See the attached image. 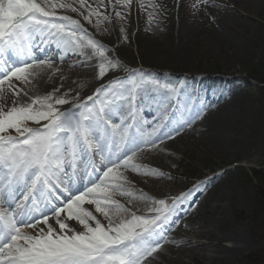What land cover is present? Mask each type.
<instances>
[{
  "label": "snow or ice",
  "instance_id": "obj_1",
  "mask_svg": "<svg viewBox=\"0 0 264 264\" xmlns=\"http://www.w3.org/2000/svg\"><path fill=\"white\" fill-rule=\"evenodd\" d=\"M201 2L207 0H197L193 7ZM131 4L132 0H108L107 4L95 0L93 7L88 0H0V57L10 54L7 64L0 59V100L6 99V82L7 89L18 97L22 89L16 90L11 83L13 79L28 84L30 77L39 75L35 70L52 69L51 61L31 59L34 46L54 43L63 54L61 59L68 53L86 59L95 57L101 79L107 71L118 69L119 63L107 55L108 50L79 20L60 11L77 13L98 31H107L102 25L113 19L107 12L108 6L111 5L119 22L126 19ZM152 19L153 14L149 13L150 23ZM120 31L124 32L123 27ZM85 49H91V55ZM13 57L26 59L17 63ZM58 70L53 69V74ZM146 88L165 100L179 93L178 86L134 70L127 78L97 89L86 100L81 101L77 95L73 98L76 100L73 110L57 107L72 103L67 93L30 98L27 104H18L16 99L11 106L0 104V264H143L162 246L163 229L171 223L177 206L191 193L174 198L170 205L165 200H153L154 207L149 210L155 213L153 216L136 215L112 198L119 194L145 199L143 194L136 196L123 187L127 177L120 169L140 174L141 166L134 162L137 154L157 147L165 139H173V133L179 134V129L161 131L167 120L165 111L161 121L145 136L135 114L139 91ZM114 97L124 101L128 110L127 117L118 122L112 119ZM163 107L166 109L168 105L165 103ZM42 121L46 123L41 124ZM29 122L40 126L30 127ZM97 156L99 165L95 162ZM84 158L101 175L89 179L86 190L74 195L67 170L72 168L75 174ZM84 174L88 175L87 169ZM144 174L155 172L149 170ZM21 188L25 189L22 200L5 208L6 201H13ZM58 190L70 195L59 205L53 202L60 199ZM34 191L47 193L45 208L39 206ZM30 197L31 206L25 204ZM84 203L95 205L96 211L108 220L107 226L83 209ZM62 213H66L67 220H76L84 231L70 228L60 219ZM50 216L56 217L59 231L48 223ZM40 223L47 226L46 231L40 228L35 235L24 231L37 229Z\"/></svg>",
  "mask_w": 264,
  "mask_h": 264
},
{
  "label": "bare ground",
  "instance_id": "obj_2",
  "mask_svg": "<svg viewBox=\"0 0 264 264\" xmlns=\"http://www.w3.org/2000/svg\"><path fill=\"white\" fill-rule=\"evenodd\" d=\"M136 1L143 4V8H141V5L138 8H131L123 21L118 22L115 19L114 12L108 9V13L113 17L112 22L115 24L109 30L114 42L113 53L108 51L107 55L114 61H117L115 58L124 57L119 44L120 40L125 35L128 40V35L134 30L133 26H138L140 21L147 22L148 25L145 28L148 35L147 39L151 40L149 43L147 42L146 46H143L140 58L156 60L160 64H166V61L170 63L171 61L172 63L177 61L183 67H191L192 60L205 55L207 61L214 60L210 63L218 61L224 69H237L251 56L248 53L247 46L255 39L264 36V21L257 19L263 9V0H239L241 3L239 9L230 6L233 0H207V3L201 2L196 7H193V5L197 3V0H179V2L177 0ZM153 5L159 7L154 8ZM149 13L153 14L151 23L149 22ZM60 14L76 17L88 33L103 45L99 41L97 30L83 24L77 13L61 10ZM143 14L148 17L147 21H144L145 16ZM250 22L255 23L256 29L247 34L249 30L248 23ZM121 27L124 29L123 33L120 31ZM159 31L166 32L170 35V38L163 46L157 47L155 40ZM36 43L39 44V41ZM214 50L218 51L217 59H211L215 53ZM85 51L91 55V49H85ZM8 55L0 57L6 64L8 63ZM62 55L61 50L54 43L43 44L39 47L34 46L31 59L51 61L52 69L35 70L39 72V75L34 78L30 77L31 83L28 84L13 79L11 83L16 90L20 91L22 89L18 97H14L12 91L7 89L8 82H6V99L0 100V104L11 106L13 99H16L18 104H27L31 102L30 98L34 99L52 93L55 96H60L67 93V98L72 100V103L57 107L61 110H73V105L76 103L73 98L77 95L81 101L86 100L88 96H93L96 90L102 86H108L113 81L128 77L122 76L116 79L118 68L107 71L101 79L98 74V61L95 57L86 59L68 53L61 59ZM13 59L19 63L20 60L26 59V57H13ZM81 60H84L85 63L78 62ZM53 69L59 70L53 74ZM161 81L167 82L166 80ZM167 83L176 85L179 88L178 95L167 100L157 95L151 88L139 91L136 100L135 121L147 136V133L161 121L163 118L162 113L166 111L167 120L164 122V128L161 131L179 129V134L173 133V139H165L163 143H158L157 147L146 148L137 154L134 162L141 166L140 174L131 170L120 169L123 175L127 177V183L123 187L131 190L136 196L143 194L145 199H131L128 196L119 194L114 195L112 198L136 215L153 216L155 213L149 211L154 207L153 200H165L170 205L174 198L191 193L184 202L177 206L175 213L170 218L171 223L172 220H175L174 225L171 226V223H169L163 229L162 246L147 257L143 264H198V259H202L205 264H213L215 261L221 263L227 257L240 253L244 248V242L238 229L221 234L214 241L212 240L211 231L219 226L218 221H222L226 210V205L222 203V200L232 198L231 183L226 179L219 180V176L223 172L216 174L213 178L210 176L214 169H216L215 172L221 169L219 166L204 169L206 172L200 171L197 173V181L187 180L182 184H178V181L173 178L169 181V177H173V175L168 171L177 164V153L185 154L195 148L198 150V158H207L208 155H211L217 159L218 164H228L231 153H236V151L230 152L229 146L232 138H234L231 135L230 128H228L229 121L233 120L232 115L223 110V94L228 91L219 92L211 88H195L174 84L173 82ZM55 89H59V91L54 92ZM25 92H27V95L24 94ZM113 99L115 100L113 105L115 110L112 112V119L113 122H118L120 119L127 117L128 110L124 101L118 97ZM165 103L168 105L166 109L163 107ZM89 104H91V101H89ZM6 110L7 107H5ZM42 122L46 123V121ZM32 123L29 122L30 127H33ZM10 132L15 135L14 131L10 130ZM192 136H196L197 140H191ZM95 162L99 165L98 156L95 157ZM79 164L80 168L75 171V174L69 172L67 175V177L71 176L70 189L71 194L74 195H79L86 190L89 179L95 180L96 177L101 175L99 171L92 168L89 159L84 158L79 161ZM84 169H87V176L84 174ZM149 170L154 171L155 174L145 175L144 172ZM188 183H195L196 186L189 191ZM172 185L175 187H171ZM78 191L80 193H77ZM216 191L219 192L215 195ZM195 192L200 193V199L193 204V207L196 204L198 206L189 215L185 216ZM24 194L25 189H19L14 200L11 202L6 201L4 207L8 208L10 204L14 207L15 202L19 198L22 200ZM57 194L60 199L53 200L56 204L70 198L69 194L59 190ZM46 195L47 193L42 191H34L33 193L42 209L45 208L44 198ZM207 203L212 204V215L218 211V216L214 217L209 225L204 220ZM25 204L31 206V197ZM88 205H92V207ZM155 207H159V205H155ZM48 208L50 209V205H48ZM82 208L90 211L103 225L107 226L108 220L96 211L95 205L84 203ZM177 216L182 217L176 220ZM60 219L75 231H84L76 220H67L66 213H62ZM48 223L59 231L55 216H50ZM89 223L94 226L92 221H89ZM40 228L47 230V226L40 223L37 225V229L25 228L24 231L35 235ZM182 228L189 230L186 233L187 236L179 232V229ZM225 243L233 244V246H227Z\"/></svg>",
  "mask_w": 264,
  "mask_h": 264
},
{
  "label": "rangeland",
  "instance_id": "obj_3",
  "mask_svg": "<svg viewBox=\"0 0 264 264\" xmlns=\"http://www.w3.org/2000/svg\"><path fill=\"white\" fill-rule=\"evenodd\" d=\"M90 4L95 7V0H88ZM105 4L108 0H104ZM114 2V0H113ZM232 8L239 9L241 3L239 0H233L230 3ZM141 4L136 0H132L131 8H138ZM111 9V5L108 6ZM107 9V12H108ZM102 12L105 10L100 9ZM80 16V15H79ZM144 21H147L148 17L143 14ZM81 17V16H80ZM255 17V16H253ZM76 19V17H72ZM264 18V0L263 9L258 16V20ZM83 24H87L93 27L92 24L87 23L83 17H81ZM77 20V19H76ZM95 20L93 19V24ZM115 23L110 24L105 22L102 28L107 31H98L99 41L103 43V46L113 53L114 42L112 41V35L109 32L110 27ZM147 22L140 21L138 26H133L134 30L128 35L129 39L124 38L120 40L122 52L124 57H118L119 71H117L116 79L126 77L129 72L138 70L142 71L146 75H152L159 80H166L167 82H173L174 84H181L186 86H193L195 88H211L215 91L225 92L223 94V110L224 112L232 115V121H229V127L231 130L232 141L230 143V152L236 151L235 154L231 153L228 164H218L217 159L214 156L208 155L207 158H198L197 148L187 151L185 154L177 153V164L168 172L173 175L169 177L176 179L178 184H182L187 180L197 181L198 172H206L204 169L219 166L221 169L211 173V177H215L216 174L222 173L219 176V180L226 179L231 183L233 189V195L231 199H223L222 203L226 205V210L223 215L222 221L219 220V226L214 228L212 233V240L214 241L221 234H226L233 229H238L243 242L244 248L231 257H227L221 263L215 261L213 264H245V258L258 246L264 248V240L260 239L258 235L253 236L252 229V216L253 208L257 199V191L261 187L260 184L252 177L250 171L252 169L263 168L264 170V91L262 85L254 79L250 78V75H255L259 79L264 77V36L252 41L247 46L248 53L251 54L250 58L245 61L237 69H224L222 64L218 61L210 63L214 60H206L205 55L192 60L191 67H183L182 64L175 61L172 63L166 61V64H160L156 60H145L140 58L143 46L147 45L148 35L146 34ZM248 32L256 29L255 23H248ZM170 35L164 31H159L157 39L155 40L156 46H163L168 42ZM211 59H217L218 51ZM216 54V55H215ZM169 62V63H168ZM208 62V63H207ZM207 66V67H206ZM115 79V80H116ZM188 96L187 94H184ZM43 124V122H41ZM32 126L39 127L35 123ZM191 140L196 141L197 137L192 136ZM233 154V155H232ZM220 171V172H219ZM72 172L70 168L67 172ZM204 181V180H203ZM195 183H188L189 191L194 188ZM171 187H175L172 185ZM219 191L215 192V195ZM193 193V198L188 206L185 216L189 215L194 208L198 205L196 203L200 199V193ZM197 195V196H196ZM92 207V205H88ZM204 220L207 225L211 223L214 217L218 216V211L212 215V204L209 203L205 206ZM182 216H177L176 220ZM175 220H172L171 226L174 225ZM189 230L179 229V232L187 236ZM227 246H233V244L225 243ZM198 264H205L202 259H198Z\"/></svg>",
  "mask_w": 264,
  "mask_h": 264
},
{
  "label": "trees",
  "instance_id": "obj_4",
  "mask_svg": "<svg viewBox=\"0 0 264 264\" xmlns=\"http://www.w3.org/2000/svg\"><path fill=\"white\" fill-rule=\"evenodd\" d=\"M250 78L264 86V77L259 79L255 75H250ZM262 89L264 91V87ZM250 173L261 186L257 191V199L253 208L251 232L253 236L258 235L260 239L264 240V170L263 168L252 169ZM245 261V264H264V248L258 246L245 258Z\"/></svg>",
  "mask_w": 264,
  "mask_h": 264
}]
</instances>
